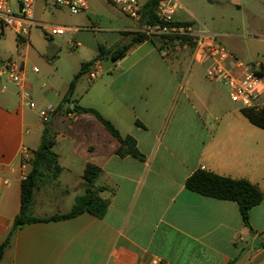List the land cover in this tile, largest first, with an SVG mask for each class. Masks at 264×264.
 Segmentation results:
<instances>
[{"label": "crops", "instance_id": "crops-1", "mask_svg": "<svg viewBox=\"0 0 264 264\" xmlns=\"http://www.w3.org/2000/svg\"><path fill=\"white\" fill-rule=\"evenodd\" d=\"M206 2L173 0L175 21L217 33L234 52L235 40L264 33V0ZM226 6L242 19L241 31L226 27ZM136 31L135 24L119 30ZM29 34L18 37L19 44H29ZM113 45L115 40L111 46L96 41L90 47L95 56L80 58L61 86L50 79L49 86L41 85L40 70L35 72L37 66L31 67L25 56V89L32 99L46 100L35 109L25 104L21 87L0 80V245L21 211L22 182L32 169L45 126L40 112L49 106L54 108L49 120L53 151L63 171L55 180L40 181L33 216L47 219L69 213L84 192L88 163L102 169L96 187L109 201L102 219L84 212L18 228L2 264H153L154 259L165 264H264V202L250 212L253 234L244 227L237 202L186 187L187 179L202 169L248 180L264 194V128L193 73L195 64H203L194 62L192 53L189 62L177 60L146 40L121 60L94 61L101 63V77L91 80L88 69L76 86L72 101L97 110L122 136H132L144 160L117 155L120 141L96 116L67 112L66 107L60 111L82 64L94 60L100 46ZM76 46L86 47L81 42ZM105 59L112 61L103 66ZM24 150L30 159H24Z\"/></svg>", "mask_w": 264, "mask_h": 264}, {"label": "built area", "instance_id": "built-area-1", "mask_svg": "<svg viewBox=\"0 0 264 264\" xmlns=\"http://www.w3.org/2000/svg\"><path fill=\"white\" fill-rule=\"evenodd\" d=\"M118 6L123 14L134 21L137 31L148 37L173 36L174 49H192L193 61L207 66V78L227 89L231 101L241 108L260 110L264 105V70L260 63L245 64L239 60L236 53L224 46L220 36L201 25L177 23L174 19L176 5L173 0H164L156 10V22L149 23L144 19L143 6L139 0H109ZM38 3H43L52 10L65 9L78 15L89 8L87 0H0V37L5 36V28L13 30L18 37L29 34L33 25V11ZM80 28L58 25L47 27V37L66 36L68 33L80 31ZM88 30V29H87ZM95 30V29H91ZM136 31V32H137ZM170 48L163 52L168 54ZM35 72H39L34 67ZM99 61L92 64L88 75L96 80L102 75ZM0 80L9 81L21 87V97L32 109L37 107L29 91L25 89L26 69L22 62L14 58L0 59ZM54 108L47 107L40 112L42 120L48 122ZM24 159H30L28 150H24ZM26 179V178H25ZM153 264H165L160 259H154Z\"/></svg>", "mask_w": 264, "mask_h": 264}, {"label": "trees", "instance_id": "trees-1", "mask_svg": "<svg viewBox=\"0 0 264 264\" xmlns=\"http://www.w3.org/2000/svg\"><path fill=\"white\" fill-rule=\"evenodd\" d=\"M162 1L164 0H147L144 3L143 15L144 19L149 23L156 22V10L159 3ZM208 1L213 2V0ZM125 35H132L129 42L119 45L113 49H106L105 47L100 46L98 56L94 60L82 64L80 71L72 79L69 90L64 96L62 105L59 109L62 112L63 107H66L67 112L92 114L96 116L120 141L121 145L116 152L117 155L121 157L132 156L139 160H144L145 156L139 151L137 142L132 136H122L115 126L109 120L104 118L97 110L77 105L74 101H72L80 78L86 73L94 61L102 60L104 57H110L114 61L121 60L128 54L131 48L146 40H150L151 44L155 46L159 52H163L167 48L174 47L175 42V37L173 36L148 37L145 33L139 31L125 33ZM72 104H74V107H71ZM242 112L252 123L264 128V105L258 111L251 108H242ZM54 145V133L51 129L50 121H48L45 122L41 144L34 152V159L31 161L32 169L26 179L22 182L21 211L14 219L12 228L10 229L5 241L0 245V264H2L4 254L18 228L35 222L72 218L84 212H88L102 219L107 212L109 201L100 195L102 189L96 187V182L102 172V169L93 163H88L83 175L84 192L76 197L69 213L64 215H55L47 219L33 216L32 208L34 204V195L36 189L40 185V181L44 177H50L55 180L63 171V168L59 164V157L53 151ZM186 187L191 191L207 197L237 202L242 215L244 227L249 230H253L250 221V212L255 206L264 202V194L256 185L245 179L234 180L199 169L187 179Z\"/></svg>", "mask_w": 264, "mask_h": 264}, {"label": "rangeland", "instance_id": "rangeland-1", "mask_svg": "<svg viewBox=\"0 0 264 264\" xmlns=\"http://www.w3.org/2000/svg\"><path fill=\"white\" fill-rule=\"evenodd\" d=\"M87 1L89 3L88 10L78 15L71 14L67 10L56 11L45 8L41 3H38L33 11V20L36 25H33L30 29L29 44H19L18 36L14 31L5 28V36L0 37V59L11 57L21 62L25 56H28L31 67L37 66L40 70L41 85L46 83L49 86L50 79L53 82L55 81L56 86H61L62 79L72 76V72L76 70V62L80 61V58L92 59L95 56L90 47H93L96 41H99L103 46H111L112 40H115L113 48L129 42L130 37L120 33L119 30L134 25V21L125 16L121 9L109 0ZM139 1L144 3L146 0ZM199 1L207 3L206 0ZM220 1L223 3L235 2V0ZM226 10L228 12L226 27H229L230 30L241 31L242 27L239 23L242 22V19L235 17L236 12L233 7L226 6ZM232 16L234 18L233 22L231 20ZM239 16L242 17L241 14ZM261 16H264V14H261ZM261 22L264 23V20H261ZM58 25L78 26L84 30L78 33H68L66 36L47 37L46 28ZM95 28L101 31L96 33L86 32L87 29ZM107 40L109 42L105 43ZM80 42L86 47H77L76 44ZM235 45V52L239 60L245 64L260 63L264 70V33L257 32L254 36L239 38L235 40ZM191 53L192 49L190 48L178 51L172 47L168 51V56L189 62ZM108 61L112 60L105 59L103 66H106ZM206 70V65L201 66L198 64H195L194 69H192L193 73H199V77L206 84H210L215 90L219 91L226 102L232 103L227 89L210 81L206 76ZM32 100L39 106L41 102H46L40 97H35Z\"/></svg>", "mask_w": 264, "mask_h": 264}, {"label": "water", "instance_id": "water-1", "mask_svg": "<svg viewBox=\"0 0 264 264\" xmlns=\"http://www.w3.org/2000/svg\"><path fill=\"white\" fill-rule=\"evenodd\" d=\"M250 233H253L254 234L255 232L253 230H250Z\"/></svg>", "mask_w": 264, "mask_h": 264}]
</instances>
